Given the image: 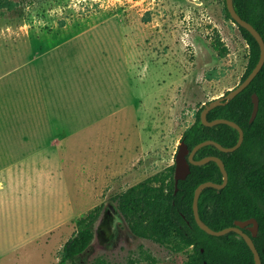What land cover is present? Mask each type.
<instances>
[{
  "label": "rangeland",
  "instance_id": "obj_1",
  "mask_svg": "<svg viewBox=\"0 0 264 264\" xmlns=\"http://www.w3.org/2000/svg\"><path fill=\"white\" fill-rule=\"evenodd\" d=\"M248 61L226 0H0V264H60L99 205L81 264H189L192 247L135 236L113 197L161 185Z\"/></svg>",
  "mask_w": 264,
  "mask_h": 264
},
{
  "label": "trees",
  "instance_id": "obj_2",
  "mask_svg": "<svg viewBox=\"0 0 264 264\" xmlns=\"http://www.w3.org/2000/svg\"><path fill=\"white\" fill-rule=\"evenodd\" d=\"M234 6L239 15L264 38V0H234ZM227 13L233 19L228 8ZM239 29L249 48L247 69L241 79L243 82L256 67L261 48L247 29L242 26ZM254 94L258 95L260 106L256 119L251 122ZM205 106L198 111L194 124L186 130L182 140L191 150L206 140H215L225 147L236 145L240 137L236 128L228 124L207 126L203 123L201 113ZM217 118L239 124L245 138L241 147L234 152H223L215 145H207L196 153L195 160L219 156L229 174L228 184L223 189L209 187L202 190L200 216L214 230L234 226L237 220L256 218L259 233L253 240L264 264V66L237 97L208 113L209 121ZM223 180L217 162L192 164L191 173L186 180L179 182L176 191L175 166H172L166 174L150 178V182H161L160 186L143 184L138 190H128L115 195L113 199L135 236L161 245L171 243L178 250L181 249L180 245L192 247L189 264H256L253 251L240 234L230 232L213 236L201 229L195 219L196 189L205 182L222 183ZM102 211L103 206L99 205L77 219L74 235L63 246L60 264H81L82 255L90 249L95 238L96 224ZM243 230L252 235L248 228ZM140 255L144 260L154 259L143 247ZM136 263L140 264L134 260ZM85 264L111 263L104 256H99Z\"/></svg>",
  "mask_w": 264,
  "mask_h": 264
},
{
  "label": "water",
  "instance_id": "obj_3",
  "mask_svg": "<svg viewBox=\"0 0 264 264\" xmlns=\"http://www.w3.org/2000/svg\"><path fill=\"white\" fill-rule=\"evenodd\" d=\"M226 3H227V8H228L230 15L233 18V20L239 26H242L243 28L247 29L256 38V40L258 41L260 48H261V55H260V59L256 65V67L253 69V71L249 74V76L243 82H241L236 88L230 90L227 94L209 102L205 106V108L203 109V111L201 113V119H202L203 123L207 126H215L218 124H228V125L236 128L239 131L240 137H239L237 144L232 146V147H225L215 140H206V141L201 142L200 144L196 145L192 150L190 149L188 144L185 142V140H182V142L179 146L177 155H176V160H175L176 161V164H175V185H176V191H178L179 182L187 179V177L191 173V165L192 164L193 165H203V164H206L210 161L217 162L218 165L220 166L222 173H223L224 180L222 183L208 181V182L201 184L196 189L195 198H194L195 219H196L199 227L201 229H203L204 231H206L210 235L223 236V235H226L230 232H237L238 234H240L245 239V241L247 242V244L249 245L251 250L253 251L256 264H262V259H261L260 253H259V251H258V249L254 243V240H253V237H256L259 233V222L256 218H251V219L245 220V221L237 220L235 222L234 226H230V227L224 228L222 230H214L213 228H211L208 224H206L202 220V218L200 216V212H199V198H200V195L202 193V190H204L205 188H209V187H213L216 189H223L228 184L229 174H228V171L226 169L224 161L219 156H210V157H205V158L200 159V160H195L196 153L202 147L207 146V145H215L223 152H234L241 147V145L243 144L244 138H245L244 130L242 129V127L239 124H237L236 122H234L232 120L226 119V118H217L215 120L209 121L208 120V113L212 109L216 108L217 106L223 105L226 102H228L229 100H232L235 97H237L242 91H244L252 83V81L256 78V76L259 74V72L261 71V69L264 66V38L262 37L260 32L251 23L244 20L239 15V13L235 9L234 0H226ZM253 103H254V110H253V114L251 117V122H253L256 119L257 114L259 112L260 101H259V97L257 94L253 95ZM244 228H248L252 232V235L245 233L243 230Z\"/></svg>",
  "mask_w": 264,
  "mask_h": 264
}]
</instances>
